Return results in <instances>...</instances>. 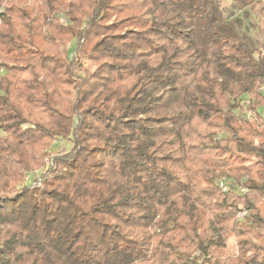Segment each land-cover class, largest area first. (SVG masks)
I'll return each mask as SVG.
<instances>
[{
	"label": "trees",
	"instance_id": "trees-1",
	"mask_svg": "<svg viewBox=\"0 0 264 264\" xmlns=\"http://www.w3.org/2000/svg\"><path fill=\"white\" fill-rule=\"evenodd\" d=\"M261 12L256 41L222 0H0V264H224L231 238L264 264ZM54 139L46 187L16 190Z\"/></svg>",
	"mask_w": 264,
	"mask_h": 264
},
{
	"label": "rangeland",
	"instance_id": "rangeland-1",
	"mask_svg": "<svg viewBox=\"0 0 264 264\" xmlns=\"http://www.w3.org/2000/svg\"><path fill=\"white\" fill-rule=\"evenodd\" d=\"M6 1V0H5ZM28 3L27 5H29ZM264 6V0L255 2L252 6L247 7L246 10H238V6L234 3L233 0H222V8L224 9L225 16L228 20H234L238 25L241 26V29L245 31L248 35L253 37L256 41L261 40V33H260V23L263 17L261 9ZM55 21L60 26L66 27L67 25H72V22L65 17L61 13H56L54 16ZM1 23V22H0ZM75 39L69 41L65 46H60L59 51L62 54L64 59L68 61L73 59L74 56V47H75ZM10 65H12L10 63ZM99 67V63L92 62V61H85L82 65L77 69V73L81 76H84V70H87L90 73H93ZM4 71L0 70V74H3ZM66 100L72 101L73 97L69 94L65 95ZM247 99V98H246ZM240 112V111H238ZM259 114L264 116V108L258 110ZM240 115L244 116L245 118H249L252 116L251 113L242 111L239 113ZM28 124L23 125L26 128ZM8 134L4 131L0 130V138L7 137ZM226 134H217L215 139H219L221 137H225ZM72 145L67 140L61 139H54L51 143L50 147L44 151V158L43 164L40 167L35 168L32 171L26 172L22 179L18 182L16 190H21L25 187H34V188H45L46 185L38 184L41 179L50 171L51 169V160L56 158L59 155L66 154ZM255 160L246 162L247 166H251L254 164ZM224 180L231 186L230 193L236 197L243 196L246 192L240 191L239 187L241 184H245L246 179L242 180L241 182L238 181L235 177L229 176L228 173L218 172L217 176L214 178V185L218 183V181ZM247 212V215L240 218L241 212ZM251 211L240 206L239 211L236 214L235 220L239 225H246L251 222ZM239 247H238V240L236 238H231L227 241V247L224 252L221 254L220 259L224 264H234V261L237 260L239 257ZM198 254H194L192 257H196ZM202 260H200L201 262ZM233 261V262H232Z\"/></svg>",
	"mask_w": 264,
	"mask_h": 264
},
{
	"label": "built area",
	"instance_id": "built-area-1",
	"mask_svg": "<svg viewBox=\"0 0 264 264\" xmlns=\"http://www.w3.org/2000/svg\"><path fill=\"white\" fill-rule=\"evenodd\" d=\"M50 163H51V166H52L53 161L51 160ZM38 184H41V181H39ZM218 185H219V187H220L224 192L231 191V186H230V184H228V183L225 182L224 180H220V181H218ZM239 189H240V191H242V192H245V191H246V189H245L244 187H242V186H240ZM245 215H247V212H245V211H244V212H241V214H240V218L244 217Z\"/></svg>",
	"mask_w": 264,
	"mask_h": 264
}]
</instances>
